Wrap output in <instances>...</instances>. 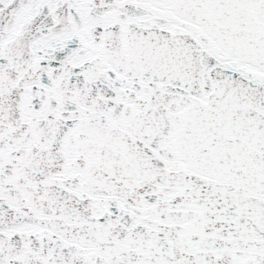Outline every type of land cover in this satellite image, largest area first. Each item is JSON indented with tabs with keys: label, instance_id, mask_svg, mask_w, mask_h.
I'll list each match as a JSON object with an SVG mask.
<instances>
[{
	"label": "snow or ice",
	"instance_id": "1",
	"mask_svg": "<svg viewBox=\"0 0 264 264\" xmlns=\"http://www.w3.org/2000/svg\"><path fill=\"white\" fill-rule=\"evenodd\" d=\"M0 264H264V0H0Z\"/></svg>",
	"mask_w": 264,
	"mask_h": 264
}]
</instances>
